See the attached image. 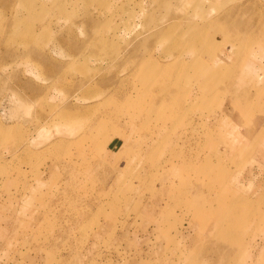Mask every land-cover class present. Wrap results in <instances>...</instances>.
<instances>
[{
    "label": "rangeland",
    "instance_id": "374dc122",
    "mask_svg": "<svg viewBox=\"0 0 264 264\" xmlns=\"http://www.w3.org/2000/svg\"><path fill=\"white\" fill-rule=\"evenodd\" d=\"M256 12L264 0H0V264H204L228 247L218 231L238 239L225 264H264ZM165 18L196 34L160 39ZM165 160L191 166L162 189Z\"/></svg>",
    "mask_w": 264,
    "mask_h": 264
},
{
    "label": "bare ground",
    "instance_id": "6f19581e",
    "mask_svg": "<svg viewBox=\"0 0 264 264\" xmlns=\"http://www.w3.org/2000/svg\"><path fill=\"white\" fill-rule=\"evenodd\" d=\"M244 4H241V3H239L238 5H236L235 7H236V9L237 10H239V11H237L236 13H234V19L235 20H237L238 19V14L240 13V11L243 9L242 8V6H243ZM247 7V6H246ZM245 9V8H244ZM243 9V10H244ZM31 7L30 8H28V12L29 13H31ZM261 19H264V13H262V12H256V13H254L253 15H251L246 21H248V22H251V23H253L254 25H258V23H260V20ZM183 20V19H182ZM182 20H180V21H177L176 22V20L174 19V20H168V18H165L164 20H162V21H160V23L156 26V30L154 31V32H156V33H154L156 36H158L160 39H167V38H169V35H170V33L173 31V33H178L179 32V34H180V32L182 33V35H183V33H190V32H192V34H196V31L193 29V26H192V24H190L189 25V27H186V28H181L180 27V25H181V22H182ZM167 28H173V29H167ZM93 39V41L94 42H96V43H103L104 42V40H103V34H101L100 32H96L95 34H94V37L92 38ZM30 55V54H29ZM33 55V54H32ZM44 57V56H43ZM43 57H41L42 59H43ZM182 61H184V59H182ZM177 61L175 60V59H173V62H172V64H169L168 66H159V67H157V68H155L154 70H153V72L155 73V74H159V73H165L166 74V71H168L172 66H173V64L174 63H176ZM242 71V70H241ZM242 73V72H241ZM258 79V77H256V76H254V77H252V79H251V81L252 82H255L256 80ZM115 81H110L109 83H108V85H110V84H112V83H114ZM176 83V82H175ZM180 83V82H179ZM223 84L225 85V83L223 82ZM107 85V86H108ZM106 86V87H107ZM36 91V90H35ZM34 91V92H35ZM250 94V89H244L243 90V95H242V97H240V98H242V103H244V105H245V103H246V99L248 98V95ZM192 103V102H191ZM98 107V105L97 104H95V106H94V110H98L99 108H97ZM75 117V116H74ZM77 117V116H76ZM229 118V117H228ZM257 119H258V121H259V118H260V116L259 117H256ZM122 134V135H121ZM120 134V136H116V137H118V138H120V142L122 143V142H126V141H128V140H131V133L129 132L128 134L127 133H125V132H122ZM247 137H249V136H247ZM126 138H128V139H126ZM140 138V140H141V142H144V143H146L147 142V139H148V135H144V136H142V138L141 137H139ZM123 139V140H122ZM247 139V138H246ZM46 140L47 139H44V140H42V141H40V143L41 142H44V144H42L41 145V147L40 148H42V149H44L45 150V148H47V147H54L55 145H57V144H59V142L61 141V139H57V138H53V139H51V140H49V142L47 141L46 142ZM254 140V139H253ZM251 141V140H250ZM257 141V140H256ZM256 141H255V143H256ZM28 142V139H26V141H25V143H24V146H23V148H22V150L21 151H27V149H28V147H29V144L27 143ZM39 141H35L34 143L36 144V143H38ZM254 143V144H255ZM39 144V143H38ZM109 144V143H108ZM253 144V143H252ZM251 144V145H252ZM250 145V146H251ZM40 145H38V147H39ZM115 146V145H114ZM250 146H249V148H247V146L245 147V148H243V145H242V148L240 147V150L241 149H243V151H245V153L248 151V149H250ZM252 147H254L253 145H252ZM42 149H41V151H42ZM253 149V148H252ZM17 152V149H16V151H15V153ZM158 164H160L159 166H157V167H155V171H154V173H153V176L154 177H156L159 181H162L161 182V186L160 187H162V189H164V186H163V184L162 183H164L163 181H171V186L174 184V181H178V179H179V172L178 171H180V170H183V168H185V167H187V166H191V164L189 163V162H185L184 161V164L183 163H177V162H174V161H172L171 160V162H169V161H163V162H160V163H158ZM157 164V165H158ZM169 165V166H168ZM223 166H225V165H223ZM119 167V166H118ZM125 168V167H124ZM103 169V168H102ZM122 169H123V166H122ZM221 175L223 176V178H224V176L226 175V169L223 167L222 169H221ZM146 176V175H145ZM145 176H144V178H145ZM211 184H206V186L207 187H209ZM106 192V191H105ZM164 192V194H166V192L167 191H163ZM231 196H236V195H233V194H230ZM231 206H228V205H225V204H220V206H221V208L223 209H225L226 208V206L227 207H229V208H235L237 205H239V200L237 199V198H231L229 201H227ZM230 213H233V217L236 219L237 217H239V212H238V207L236 208V209H232L231 211H230ZM203 227H205V224L204 223H202L201 225H200V230H202L203 229ZM207 228H209L208 226H207ZM212 229H209V231H211ZM217 235H218V237H220L221 239H223V240H225L228 244V247H226V246H224L223 247V249L225 250L224 252H222L221 253V255L222 256H220V257H216V256H212V257H210V258H208V260H206L205 261V263L206 262H208V261H211V263L210 264H225V263H227V258L232 254V245H234V246H239V244H238V239L236 238H234V236L233 235H231V233H229V232H220V231H218L217 232ZM221 239H218V241L220 242V243H222L223 241L221 240ZM261 243H262V240L260 239V240H258V241H255L254 240V243L252 244V245H254L256 248H259L260 246H261ZM250 262L251 263H249V264H252V261L250 260ZM256 262V261H255ZM204 263V264H205ZM257 264V263H256Z\"/></svg>",
    "mask_w": 264,
    "mask_h": 264
}]
</instances>
